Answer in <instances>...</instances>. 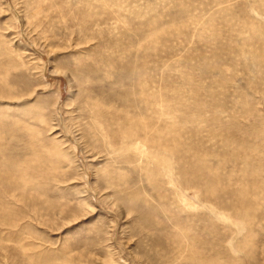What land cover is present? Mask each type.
<instances>
[{
	"label": "rangeland",
	"instance_id": "obj_1",
	"mask_svg": "<svg viewBox=\"0 0 264 264\" xmlns=\"http://www.w3.org/2000/svg\"><path fill=\"white\" fill-rule=\"evenodd\" d=\"M0 264H264V0H0Z\"/></svg>",
	"mask_w": 264,
	"mask_h": 264
}]
</instances>
